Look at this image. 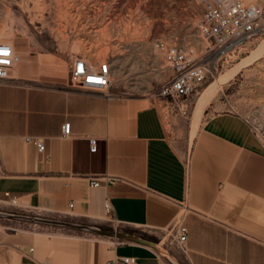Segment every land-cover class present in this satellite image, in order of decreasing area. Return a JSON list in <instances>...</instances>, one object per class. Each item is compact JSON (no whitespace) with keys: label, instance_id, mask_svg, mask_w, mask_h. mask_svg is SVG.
Returning a JSON list of instances; mask_svg holds the SVG:
<instances>
[{"label":"crops","instance_id":"0c3cea01","mask_svg":"<svg viewBox=\"0 0 264 264\" xmlns=\"http://www.w3.org/2000/svg\"><path fill=\"white\" fill-rule=\"evenodd\" d=\"M72 63L60 78L24 56L0 83V208L178 248L180 222L187 229L182 253L188 264H264V145L245 118L207 116L182 147L146 100L73 87ZM64 123L70 124L66 137ZM25 137L42 141L43 153ZM90 137L97 140L96 153L89 151ZM104 175L118 180L89 187ZM106 198L115 223L105 213ZM80 234H12L0 241V264H124V257L168 264L150 247Z\"/></svg>","mask_w":264,"mask_h":264},{"label":"rangeland","instance_id":"374dc122","mask_svg":"<svg viewBox=\"0 0 264 264\" xmlns=\"http://www.w3.org/2000/svg\"><path fill=\"white\" fill-rule=\"evenodd\" d=\"M210 1L0 0V42L12 43L19 57L17 65L23 62L24 56H32L35 63H45L51 70L49 73L60 78H66L68 60L76 56L91 64L110 60L114 67L109 93L146 100L147 104L157 107L168 137L182 147L190 140L192 120L203 90L220 75L232 74L202 108L196 131L207 116L232 112L248 120L264 145V33L239 57L208 77L189 100L186 117L170 111L156 97L171 74L165 61V49L205 45L197 26ZM240 1L247 6L260 7L264 13V0ZM7 23L10 27L4 26ZM59 29L61 38L55 33ZM158 42L164 44V50L155 47ZM94 44L105 49L106 55H97L99 50ZM253 54L256 56L252 58ZM39 57L43 60L39 61ZM0 211L36 216L15 206L0 208ZM20 232L75 234V231L0 218V241ZM80 235L105 239L94 234ZM160 248L178 264H188L175 244L160 245Z\"/></svg>","mask_w":264,"mask_h":264},{"label":"built area","instance_id":"2783aa9c","mask_svg":"<svg viewBox=\"0 0 264 264\" xmlns=\"http://www.w3.org/2000/svg\"><path fill=\"white\" fill-rule=\"evenodd\" d=\"M263 10L257 6H247L240 0H211L208 2L198 23L199 36L205 41L204 46H173L165 49L162 42L155 47L166 50L165 61L171 74L163 83L156 97L165 107L182 117L188 114L191 97L198 93L208 77L217 73L219 68L232 62L244 53L250 44L264 33ZM19 61L12 46L0 42V83L7 80L10 71ZM70 84L86 92L100 93L109 98L112 83L111 62L91 64L86 59L76 56L68 69ZM245 121L249 124L248 120ZM63 137L69 136L70 124L61 126ZM25 142L33 144L38 153H43L44 144L33 137H25ZM90 153H96L97 140L88 138ZM117 178L104 175L89 181V187L98 188L117 182ZM9 203L17 205V198L6 195ZM72 207V204H69ZM104 210L112 223L116 222L109 198L104 201ZM187 229L178 222L176 242L185 250ZM116 241L113 244H119ZM124 264H138L135 258H121ZM108 264H115L110 261Z\"/></svg>","mask_w":264,"mask_h":264},{"label":"water","instance_id":"95a60500","mask_svg":"<svg viewBox=\"0 0 264 264\" xmlns=\"http://www.w3.org/2000/svg\"><path fill=\"white\" fill-rule=\"evenodd\" d=\"M0 218L28 222L32 224H38V225H45V226L75 231V232L94 234L98 236H105V237H110V238H114V239H118L122 241L140 244V245L147 246V247L154 249L161 257L168 260L171 264H178L175 258L165 253L160 248L159 243L148 240V239H144L134 234L126 233L121 230H116V229L103 230L98 227H93V226L84 225V224H76V223L63 221V220L47 219V218H42L38 216L32 217V216H24V215H18V214H8V213H4L1 211H0Z\"/></svg>","mask_w":264,"mask_h":264},{"label":"bare ground","instance_id":"6f19581e","mask_svg":"<svg viewBox=\"0 0 264 264\" xmlns=\"http://www.w3.org/2000/svg\"><path fill=\"white\" fill-rule=\"evenodd\" d=\"M4 26L10 27V24L7 23ZM55 33L60 38L62 37L60 29L57 30V32H55ZM8 44L10 46H12V48L14 49L12 43H8ZM95 44H94V46L93 45L92 46L94 48H97L99 50V51H97V55H100V57H102L101 55H104V52L106 53L105 49L102 50L101 48H99L98 45H95ZM255 56H256V54H253L252 55V58L255 57ZM249 60H251V59H249ZM235 71H236V69H235ZM235 71H234V73H235ZM231 75L232 74H227V73H224V74L220 75L219 77L216 78V80L212 84H210L207 88H205L203 90V92L201 93V96H200V98H199V100L197 102V106H196V109H195V114H194V117H193V120H192V124H191V128L192 129H191L190 140L193 138V136H194V134L196 132V128H197V124H198V120H199V117H200V113H201L202 108L207 104V102L209 101L210 97L212 96V94L214 93V91L216 90V88L219 87L220 84L224 83L228 79V77L231 76ZM9 204L12 205L11 203H9Z\"/></svg>","mask_w":264,"mask_h":264},{"label":"trees","instance_id":"16d2710c","mask_svg":"<svg viewBox=\"0 0 264 264\" xmlns=\"http://www.w3.org/2000/svg\"><path fill=\"white\" fill-rule=\"evenodd\" d=\"M149 240L154 241V240H152V239H149Z\"/></svg>","mask_w":264,"mask_h":264}]
</instances>
